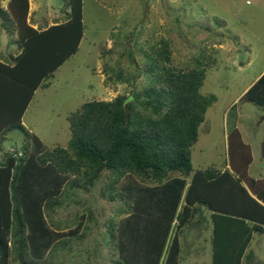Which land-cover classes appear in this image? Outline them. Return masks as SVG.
<instances>
[{
  "label": "trees",
  "instance_id": "1",
  "mask_svg": "<svg viewBox=\"0 0 264 264\" xmlns=\"http://www.w3.org/2000/svg\"><path fill=\"white\" fill-rule=\"evenodd\" d=\"M67 5L64 21L45 29L27 24L28 0L0 7V26L17 30L19 39L17 54L0 62V82H6L0 83V101L8 113L0 141L9 130L22 134L21 153L9 152L0 162V195L5 196L0 199V264L10 258L40 264L53 245L78 235L81 221L65 231L52 227L47 217L61 205L64 186L86 191L100 179L110 201L125 199L116 264H179L181 231L201 210L211 223V264H245L252 239L264 232V180L244 178L251 160L248 145L229 138L230 169L225 164L192 171L190 161L198 126L215 101L214 95L199 92L213 58L176 68L171 48L161 40L146 54L143 90L83 103L67 116L65 147L45 148L24 127L21 117L33 91L47 86L44 81L82 38V0ZM241 98L264 106V72ZM260 155L264 159V133Z\"/></svg>",
  "mask_w": 264,
  "mask_h": 264
},
{
  "label": "rangeland",
  "instance_id": "2",
  "mask_svg": "<svg viewBox=\"0 0 264 264\" xmlns=\"http://www.w3.org/2000/svg\"><path fill=\"white\" fill-rule=\"evenodd\" d=\"M51 2L52 15L57 17L54 22L63 21L69 11L68 0ZM0 5L7 9L6 0H0ZM29 10L30 4L26 20ZM82 23L77 50L44 81L47 86L33 91L24 114L22 124L45 148L67 145V116L83 103L140 93L147 84L146 54L162 40L171 48V64L176 68L186 69L194 59L214 60L199 87L201 94H212L215 101L206 108L190 147L192 171L223 168L225 164L231 168L229 138L240 139L239 133L231 137L236 122L252 160L244 178L256 176L261 166L264 106L246 98L234 102L233 107L230 103L264 65L261 0H82ZM7 40L13 49L19 44V39L13 43L11 38ZM11 134L4 147L6 152L16 149L19 155L22 134ZM102 187L103 179L86 191L63 187L61 205L47 217L48 223L66 231L81 221L79 234L53 245L40 264H116L117 226L126 216L122 210L125 199L116 196L110 201ZM208 218L207 211L201 210L181 231L179 264H211ZM250 249L254 264H264V232L255 234ZM250 261L247 258L244 263ZM8 264L19 263L10 258Z\"/></svg>",
  "mask_w": 264,
  "mask_h": 264
},
{
  "label": "crops",
  "instance_id": "3",
  "mask_svg": "<svg viewBox=\"0 0 264 264\" xmlns=\"http://www.w3.org/2000/svg\"><path fill=\"white\" fill-rule=\"evenodd\" d=\"M9 0H6V5L8 4ZM29 4H30V12H29V16L27 18V22L29 23V25L35 29L37 28H41V29H45L55 23H60V22H54V19L57 18L56 16L52 15V10H53V5L51 0H29ZM0 7H5L0 5ZM7 8V7H6ZM37 9V10H36ZM52 11V12H51ZM261 14L264 17V0H261ZM64 21V19H63ZM62 22V21H61ZM13 37V38H12ZM8 38L12 39V43L16 40H18V31L17 30H13L12 32H6L1 26H0V42H2V46H0V62H5V57L2 54L1 51L5 50L7 51L6 53H8V55L6 56L9 57L10 55L15 56L18 52V47L19 44H17L16 48L13 49L12 46H10V44L8 43ZM7 40V41H6ZM5 41V43L3 42ZM262 45H264V41L262 42ZM10 53V54H9ZM264 72V65L261 66V70L258 72V74L248 83L246 84L242 90L240 91V93L234 98V100L230 103V105H232L234 102H236L237 100H239L241 98V95L248 89V87ZM1 84L6 82H3V80H1L0 82ZM1 92H3V86H1ZM6 93V91H5ZM3 100V99H1ZM4 103L2 101H0V127L3 126V123L8 120V113L7 110H4ZM235 104L232 105V107ZM28 107V105H27ZM27 107L21 117V122L24 123V114L27 110ZM231 107V108H232ZM262 120L261 121V140L263 137V133H264V114L262 116ZM25 125V124H24ZM233 129H236L239 133V137L241 139V141L243 142V144L248 145L246 142H244L242 139V134H241V129L239 128V125H236V122L233 123L232 125ZM26 128V125H25ZM30 130V129H29ZM15 131H18L17 129H13V130H9L5 133L3 139L0 141V162L3 161L5 154L9 153L6 152V149L4 147V143L10 140L11 137V133H14ZM19 132V131H18ZM261 140H260V144H261ZM12 151H17L16 149H12ZM252 162V160H251ZM260 165L257 168V172H256V176L253 178L259 179V181L264 180V159L261 157L260 155ZM227 166V165H226ZM250 166V163L248 164V168ZM5 198L4 195H0V199ZM206 215V214H205ZM207 215L209 217V214L207 212ZM206 217V216H205ZM208 226L210 227V229L208 230L209 232L206 233L207 237H210V243H211V223H210V219L208 218ZM261 234V233H259ZM203 239V238H202ZM202 241H206V238H204ZM252 250V249H251ZM250 255V254H249ZM251 258L250 263L254 264V258L253 256H250L249 259Z\"/></svg>",
  "mask_w": 264,
  "mask_h": 264
}]
</instances>
